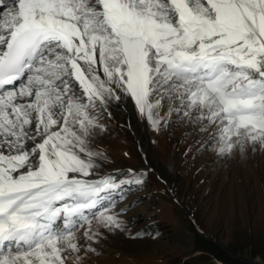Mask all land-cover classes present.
Returning <instances> with one entry per match:
<instances>
[{"label":"snow or ice","instance_id":"6c2138e0","mask_svg":"<svg viewBox=\"0 0 264 264\" xmlns=\"http://www.w3.org/2000/svg\"><path fill=\"white\" fill-rule=\"evenodd\" d=\"M116 89L220 155L264 148V0H0V264H83L80 227L122 229L98 210L119 184L86 179L89 109Z\"/></svg>","mask_w":264,"mask_h":264},{"label":"rangeland","instance_id":"374dc122","mask_svg":"<svg viewBox=\"0 0 264 264\" xmlns=\"http://www.w3.org/2000/svg\"><path fill=\"white\" fill-rule=\"evenodd\" d=\"M131 98V108L114 94L89 109L97 167L86 179L130 185L104 194L98 209L123 230L93 219L96 239L85 236L88 224L76 231L82 249H95L80 253L83 264L264 263V148L220 155L211 130L175 114L154 128Z\"/></svg>","mask_w":264,"mask_h":264},{"label":"bare ground","instance_id":"6f19581e","mask_svg":"<svg viewBox=\"0 0 264 264\" xmlns=\"http://www.w3.org/2000/svg\"><path fill=\"white\" fill-rule=\"evenodd\" d=\"M114 94L121 100V102L126 105L129 106L130 108L133 106V100L132 98L128 95V93L116 89Z\"/></svg>","mask_w":264,"mask_h":264},{"label":"trees","instance_id":"16d2710c","mask_svg":"<svg viewBox=\"0 0 264 264\" xmlns=\"http://www.w3.org/2000/svg\"><path fill=\"white\" fill-rule=\"evenodd\" d=\"M132 184H133V183H132ZM129 185H130L129 183H123V184H121V185L119 186L118 189L109 192V194H114L115 192H118V193L120 194V193H122L123 189H124L125 187L129 186Z\"/></svg>","mask_w":264,"mask_h":264},{"label":"water","instance_id":"95a60500","mask_svg":"<svg viewBox=\"0 0 264 264\" xmlns=\"http://www.w3.org/2000/svg\"><path fill=\"white\" fill-rule=\"evenodd\" d=\"M255 264H264L263 262L254 261Z\"/></svg>","mask_w":264,"mask_h":264}]
</instances>
